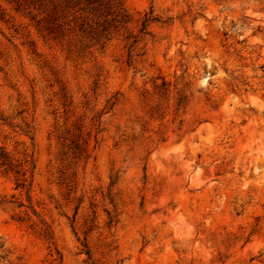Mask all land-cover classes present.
I'll use <instances>...</instances> for the list:
<instances>
[{"label":"rangeland","instance_id":"374dc122","mask_svg":"<svg viewBox=\"0 0 264 264\" xmlns=\"http://www.w3.org/2000/svg\"><path fill=\"white\" fill-rule=\"evenodd\" d=\"M111 2L0 0V264H264V0Z\"/></svg>","mask_w":264,"mask_h":264},{"label":"trees","instance_id":"16d2710c","mask_svg":"<svg viewBox=\"0 0 264 264\" xmlns=\"http://www.w3.org/2000/svg\"><path fill=\"white\" fill-rule=\"evenodd\" d=\"M75 1L77 4H82L85 3L86 5H92V4H97L99 6V8L101 7H107L108 9H112L114 8V3H112V0H73ZM118 3V2H117ZM118 6V4L116 5V7ZM116 10L113 11V13H115ZM108 12H112V11H108ZM116 17L121 16L122 14H120V11ZM110 14V13H109ZM150 14H152V10L150 11ZM157 19L156 17H151V16H146V18L143 20V27L141 28V32H144V30L146 29V25L147 22L149 20H154ZM122 21V20H119ZM105 30H107V26L103 28V32H101V34H107L106 32H104ZM134 42H136V39L130 44V46H132L134 44ZM79 136L80 135H76L75 137H73L71 139V142L74 146V148L76 150H79V152L84 151V147L82 145V143L79 142ZM0 167H3L4 171L6 172H13L15 173V175L17 176V179L21 182L18 183V186H24L26 179L24 178L25 174H26V170L23 168V162H19L18 160L14 159L3 147H0Z\"/></svg>","mask_w":264,"mask_h":264}]
</instances>
